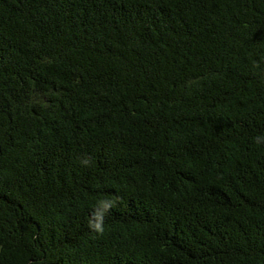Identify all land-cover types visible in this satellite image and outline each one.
Masks as SVG:
<instances>
[{"label": "trees", "instance_id": "16d2710c", "mask_svg": "<svg viewBox=\"0 0 264 264\" xmlns=\"http://www.w3.org/2000/svg\"><path fill=\"white\" fill-rule=\"evenodd\" d=\"M0 264H264V0H0Z\"/></svg>", "mask_w": 264, "mask_h": 264}, {"label": "clouds", "instance_id": "9594fccd", "mask_svg": "<svg viewBox=\"0 0 264 264\" xmlns=\"http://www.w3.org/2000/svg\"><path fill=\"white\" fill-rule=\"evenodd\" d=\"M95 227L99 229V228H100V225H99V224H97V225H95Z\"/></svg>", "mask_w": 264, "mask_h": 264}]
</instances>
